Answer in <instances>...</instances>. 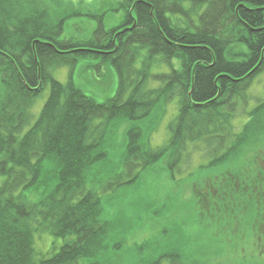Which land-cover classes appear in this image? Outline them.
<instances>
[{"label":"trees","instance_id":"obj_1","mask_svg":"<svg viewBox=\"0 0 264 264\" xmlns=\"http://www.w3.org/2000/svg\"><path fill=\"white\" fill-rule=\"evenodd\" d=\"M51 2L0 0V264H110L109 246L121 248L109 241L115 223L102 218L105 194L87 186L86 173L107 156L110 123L144 121L174 99L167 142L151 147L141 126H131L123 170L104 189L118 193L164 156L174 178L201 145L215 153L200 166L212 171L201 184L206 194L196 196L204 219L264 242V95L238 114L264 72V0H114L111 27L93 6L54 22ZM76 16L96 20L88 38L64 34ZM96 57L117 77L115 93L101 102L72 79L80 59ZM62 66L65 83L53 76ZM39 184L47 191L34 202L28 192ZM180 232L181 240L178 230L157 247L136 244L130 264H185ZM44 233L62 243L40 254L35 235Z\"/></svg>","mask_w":264,"mask_h":264},{"label":"rangeland","instance_id":"obj_2","mask_svg":"<svg viewBox=\"0 0 264 264\" xmlns=\"http://www.w3.org/2000/svg\"><path fill=\"white\" fill-rule=\"evenodd\" d=\"M57 2L53 0L51 2L54 22L62 17H68V12L75 8L79 9L80 6L81 9L85 6H93L95 13H103L108 27L116 23L119 17L118 12L111 10L114 0H59ZM67 5L71 7L68 8ZM95 25L96 20L90 17L69 18L65 22L64 34L73 33L76 38H88L91 33L88 34V31ZM53 76L65 83L68 80L69 68L66 66L56 68L53 70ZM72 79L84 93L99 102L111 97L117 86L115 70L110 65L100 63L98 57L80 59L72 72ZM47 95L46 89L31 107L30 124L24 127L22 133L38 118ZM263 95L264 72L257 76L251 88L245 92L244 97L247 103L241 105L238 114L248 111L249 107L260 102ZM176 113L177 102L174 99L154 110L144 121L123 119L110 123L104 142L107 156L86 173L87 186L101 185L100 192L105 194L102 218L113 220L115 223V229L109 238L110 244L116 242L121 246L115 251V247L109 246L106 253L111 260L108 263L130 264L133 258L137 259L136 244L150 243L149 246L157 247L158 244L166 241L170 233L173 234L179 230V238L181 240L180 231H182V241L186 250L181 248L178 252L182 254V262L185 264H264V242L257 243L249 230L243 231L246 233L242 235L236 232L225 233L216 224L212 226L210 219L206 217L204 219L205 210L200 208L201 203L199 204L196 196L203 197L206 194L201 184H204L205 179L212 175V171L200 166L207 164L215 155L214 152L208 153L206 147L200 145L198 151L194 150L189 157L183 158L179 170L174 171V178L170 175L166 156H164L152 167L141 171L135 183L122 187L118 193H109L110 185L104 189L107 180L117 175L121 169L127 130L133 125L141 126L142 137L149 140L151 147L163 145L169 138L168 125ZM238 120H242L241 117ZM209 154H212V157ZM52 166L51 161L48 163V168ZM234 172L235 169L230 172V175ZM46 191V188L39 184L28 192V197L36 202ZM61 243L60 238L46 233L35 235L34 246L36 252L40 254L50 253Z\"/></svg>","mask_w":264,"mask_h":264}]
</instances>
